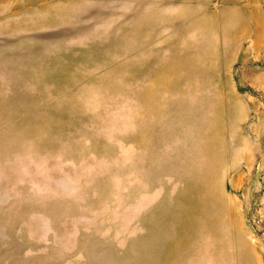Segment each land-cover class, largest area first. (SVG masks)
<instances>
[{
  "label": "rangeland",
  "instance_id": "374dc122",
  "mask_svg": "<svg viewBox=\"0 0 264 264\" xmlns=\"http://www.w3.org/2000/svg\"><path fill=\"white\" fill-rule=\"evenodd\" d=\"M0 264H264V0H0Z\"/></svg>",
  "mask_w": 264,
  "mask_h": 264
}]
</instances>
